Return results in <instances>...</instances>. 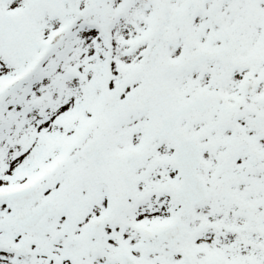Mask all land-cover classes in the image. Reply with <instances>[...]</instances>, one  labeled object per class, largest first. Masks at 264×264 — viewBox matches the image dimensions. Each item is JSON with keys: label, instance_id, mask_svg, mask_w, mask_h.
Segmentation results:
<instances>
[{"label": "snow or ice", "instance_id": "1", "mask_svg": "<svg viewBox=\"0 0 264 264\" xmlns=\"http://www.w3.org/2000/svg\"><path fill=\"white\" fill-rule=\"evenodd\" d=\"M0 264H264V0H0Z\"/></svg>", "mask_w": 264, "mask_h": 264}]
</instances>
